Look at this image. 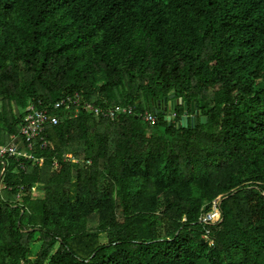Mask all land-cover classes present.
Returning a JSON list of instances; mask_svg holds the SVG:
<instances>
[{"label": "trees", "instance_id": "16d2710c", "mask_svg": "<svg viewBox=\"0 0 264 264\" xmlns=\"http://www.w3.org/2000/svg\"><path fill=\"white\" fill-rule=\"evenodd\" d=\"M77 93L158 120L84 113L6 161L0 264H264V0H0V146Z\"/></svg>", "mask_w": 264, "mask_h": 264}, {"label": "built area", "instance_id": "2783aa9c", "mask_svg": "<svg viewBox=\"0 0 264 264\" xmlns=\"http://www.w3.org/2000/svg\"><path fill=\"white\" fill-rule=\"evenodd\" d=\"M84 113L109 120H116L122 114L138 116L135 107L90 104L79 93L67 96L50 106L43 102L32 103L26 110L25 122L20 127L18 134L12 137L11 143L0 147V182L6 172V161L8 160L15 162L18 169L24 172L28 170L27 164L43 165L46 158H39L36 154L38 149L45 150L49 147L48 128L57 126L63 121H77ZM139 116L151 123L158 120L157 115L151 112L141 113ZM170 116L174 118L176 114L173 113ZM66 161L78 162L72 154L66 155ZM20 197L21 195H19ZM220 206L221 202L215 201L213 209L204 215L203 220L212 224L222 222L223 215Z\"/></svg>", "mask_w": 264, "mask_h": 264}, {"label": "water", "instance_id": "95a60500", "mask_svg": "<svg viewBox=\"0 0 264 264\" xmlns=\"http://www.w3.org/2000/svg\"><path fill=\"white\" fill-rule=\"evenodd\" d=\"M174 99H175V95H173V96H171L169 98H166L164 100H160V101L156 102L155 107L163 108V107L167 106L168 109L176 108L177 100H174ZM178 101H179V104H184V107L186 109L187 105H186V103L183 102V99L180 98ZM167 119L169 120V122L171 124L172 117L169 116ZM205 121H207L206 118L203 119V122H205ZM192 122H193V120H192ZM187 123H188V118H187V113H186L185 117H184V120L182 122V125L185 126V125H187Z\"/></svg>", "mask_w": 264, "mask_h": 264}, {"label": "rangeland", "instance_id": "374dc122", "mask_svg": "<svg viewBox=\"0 0 264 264\" xmlns=\"http://www.w3.org/2000/svg\"><path fill=\"white\" fill-rule=\"evenodd\" d=\"M2 103L0 102V111H1V108H2ZM34 188V194H36V195H38V196H40L42 193L40 192V191H42L43 189H42V186H40V185H37V186H34L33 187ZM105 242H106V240H104Z\"/></svg>", "mask_w": 264, "mask_h": 264}, {"label": "crops", "instance_id": "0c3cea01", "mask_svg": "<svg viewBox=\"0 0 264 264\" xmlns=\"http://www.w3.org/2000/svg\"><path fill=\"white\" fill-rule=\"evenodd\" d=\"M11 142H12V140H11ZM11 142H10V143H11ZM8 144H9V143H8ZM6 145H7V144H6ZM6 145H3V146H6ZM0 147H1V146H0Z\"/></svg>", "mask_w": 264, "mask_h": 264}]
</instances>
